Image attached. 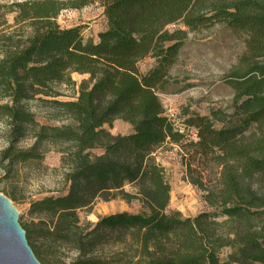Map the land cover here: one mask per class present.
<instances>
[{
	"label": "trees",
	"instance_id": "1",
	"mask_svg": "<svg viewBox=\"0 0 264 264\" xmlns=\"http://www.w3.org/2000/svg\"><path fill=\"white\" fill-rule=\"evenodd\" d=\"M93 2L105 17L97 40L84 39L79 25L57 22L64 10ZM0 10V17L13 16L0 21V120L8 140L1 167L39 159V146L53 144L67 184L61 194L30 202L38 220L28 229L20 224L26 239L35 233L73 250L72 264H264V0H23ZM215 23L244 35L245 51L228 75L232 113L184 112L182 122L195 134L189 146L217 167V177L211 187L193 181L214 211L182 216L168 209L170 185L153 153L166 141L180 143L185 132L166 117L158 93L171 85L187 30ZM146 57L154 63L140 72ZM74 72L87 75L75 98L54 99L55 85L74 84ZM37 95L52 97L66 122L38 123L23 107ZM116 118L131 131L109 133L104 125ZM252 124L259 134L248 131ZM29 131L30 147L17 148ZM115 198L136 201L139 210L94 222L79 215ZM106 244L110 256L95 255Z\"/></svg>",
	"mask_w": 264,
	"mask_h": 264
},
{
	"label": "rangeland",
	"instance_id": "2",
	"mask_svg": "<svg viewBox=\"0 0 264 264\" xmlns=\"http://www.w3.org/2000/svg\"><path fill=\"white\" fill-rule=\"evenodd\" d=\"M23 0H0L1 4H10ZM2 10H0V13ZM12 14H5L0 21L12 22ZM57 22L61 27L81 26L84 39L97 40V34L105 27V17L99 2L90 3L81 8H68L60 13ZM180 27L168 25V29ZM2 26H0V29ZM245 51L244 35L236 33L228 26L215 23L198 30H187L186 39L180 48L176 63L170 68L172 82L167 92L158 93L164 112L175 114L178 123H183L184 112H195L210 115L217 111L230 115L233 111L232 98L234 88L229 84V73L239 65V58ZM154 63V59L146 57L138 62L140 72H145ZM71 78L74 84L55 85L57 100H72L76 96L79 82L87 78L86 74L74 72ZM52 97L37 95L23 102V107L33 114L38 123L59 125L66 119L48 102ZM221 122H215L219 127ZM104 128L109 133L125 134L131 131V125L119 118L114 119ZM248 131L260 133L254 124ZM193 129H186L180 143L166 141L158 147L153 155L163 166L170 185L168 209L177 210L182 216H193L201 211L213 212L204 201V190L194 179H199L203 187H211L217 177V167L206 162L199 155H194L188 141H194ZM7 126L0 120V151L7 145ZM33 139L30 131L15 146L20 149L30 147ZM42 156L39 159L13 163L6 169L0 162V193L6 196L18 212V222L25 228H31L38 217L30 213V202L44 196L58 195L65 191L67 184L63 173L65 168L60 164L58 146L42 143L39 146ZM97 153V149L92 150ZM264 185V184H263ZM129 189V186H126ZM139 204L136 201L126 203L118 198L109 201L97 200L92 210L79 211V215L89 221H96L101 215L128 211L136 212ZM27 241L41 264H72L75 252L49 239H38L35 233L29 234ZM221 252V257L226 254ZM112 253L110 245L102 246L95 254L109 257ZM247 264V263H241Z\"/></svg>",
	"mask_w": 264,
	"mask_h": 264
},
{
	"label": "water",
	"instance_id": "3",
	"mask_svg": "<svg viewBox=\"0 0 264 264\" xmlns=\"http://www.w3.org/2000/svg\"><path fill=\"white\" fill-rule=\"evenodd\" d=\"M18 212L0 193V264H41L28 245Z\"/></svg>",
	"mask_w": 264,
	"mask_h": 264
},
{
	"label": "built area",
	"instance_id": "4",
	"mask_svg": "<svg viewBox=\"0 0 264 264\" xmlns=\"http://www.w3.org/2000/svg\"><path fill=\"white\" fill-rule=\"evenodd\" d=\"M164 114L166 115V117L173 123L175 129L180 132V133H184L186 130V127L183 123H178V121L176 120L175 114L172 112H164Z\"/></svg>",
	"mask_w": 264,
	"mask_h": 264
}]
</instances>
